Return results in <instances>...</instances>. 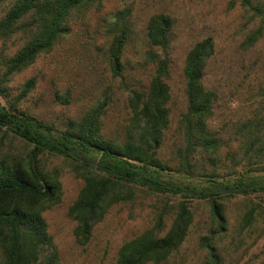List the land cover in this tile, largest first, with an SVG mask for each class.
<instances>
[{
  "label": "trees",
  "instance_id": "obj_1",
  "mask_svg": "<svg viewBox=\"0 0 264 264\" xmlns=\"http://www.w3.org/2000/svg\"><path fill=\"white\" fill-rule=\"evenodd\" d=\"M104 2L0 0V5L5 6L0 20V43L4 47L0 50L1 79L7 80L32 67L71 33L74 17L99 11ZM242 6L264 20V10L253 6L251 0H242ZM174 27V18L165 13H156L147 22L146 40L150 49L146 52V62L153 71L147 90H133L128 97L129 118L123 139H110L104 133L106 102L90 108L81 119L70 121L63 131L10 110L0 102V130L6 128L22 144L18 152L0 147V264H59V252L44 214L61 202L63 186L61 171L49 168L46 157L70 159L74 175L84 182L68 211L76 224L74 237L80 247L91 242L95 227L113 206L134 200L136 191L143 188L161 195L209 201L217 230L201 240L202 248L207 251L204 264H226L214 241L216 234L227 230L224 210L216 201L225 194L219 191L244 196L264 193V176L242 174L230 184H221L209 175L205 188L186 187L192 195L184 193L179 184L165 180L169 166L159 153L171 125L169 81ZM106 31L108 64L113 76L119 78L125 70V50L134 35L129 13L118 14ZM263 36L262 23L246 37L244 48H254ZM13 39L21 45L8 53L7 45ZM215 54L214 38L205 37L190 48L185 59L187 107L179 121L183 143L176 149V157L181 171L190 175H193V161L200 157L213 162L222 149L221 139L209 129L218 95L205 84L206 71ZM31 87L32 82L26 86V93ZM261 126L264 120L251 121L244 127L247 140L243 154L258 164L264 160V134L258 129ZM71 151L86 162L74 158ZM92 162L98 165L89 164ZM258 210L246 214L244 228L253 224ZM171 212L172 222L167 231L165 215H161L154 227L121 246L115 264H164L177 254L195 218L185 201Z\"/></svg>",
  "mask_w": 264,
  "mask_h": 264
},
{
  "label": "rangeland",
  "instance_id": "obj_2",
  "mask_svg": "<svg viewBox=\"0 0 264 264\" xmlns=\"http://www.w3.org/2000/svg\"><path fill=\"white\" fill-rule=\"evenodd\" d=\"M251 2L264 10V0ZM124 12L130 15L134 35L125 50L123 75L115 78L108 64L106 29ZM4 13L5 6L0 5V20ZM156 13L169 14L175 20L169 81L171 125L159 153L169 166L165 180L179 184L187 192L188 186L205 188L209 175L221 184H230L242 174L264 176V160L258 164L243 154L245 125L264 120V36L249 50L244 48V41L264 20L247 11L242 0H105L99 11L74 17L71 33L32 67L7 80L1 79L0 74V102L58 131L65 130L70 121L81 119L90 108L106 102L104 133L110 139H123L129 118L128 97L133 90H147L153 71L146 62L150 49L146 26ZM205 37H213L216 44V54L205 75L207 88L218 95L209 129L221 139L222 149L213 162L200 157L193 161L190 175L181 171L176 157V149L183 143L179 121L187 107L183 69L190 48ZM20 45L18 40H11L7 52H14ZM3 48L0 43V50ZM30 82L32 87L26 93ZM258 129L264 134V126ZM1 146L5 151L18 152L22 144L4 128L0 130ZM46 165L61 171L63 186L61 202L44 214L59 252V264H115L121 246L154 227L161 215H165L167 231L172 222L171 211L182 201L192 208L194 223L186 242L164 264L205 263L207 251L201 240L217 230L209 201L140 188L134 200L113 206L95 227L91 242L80 247L74 237L76 224L68 211L84 182L74 175L68 158L46 157ZM216 201L227 220L226 232L216 234L214 240L225 263L264 264V193H228ZM253 209H259L255 221L244 228V217Z\"/></svg>",
  "mask_w": 264,
  "mask_h": 264
},
{
  "label": "water",
  "instance_id": "obj_3",
  "mask_svg": "<svg viewBox=\"0 0 264 264\" xmlns=\"http://www.w3.org/2000/svg\"><path fill=\"white\" fill-rule=\"evenodd\" d=\"M71 154H72V156L74 157V158H78L80 161H82V162H86L84 159H82V158H80V157H78L73 151H71ZM89 164H91L92 166H97L98 164H97V162H92V163H89ZM223 193V194H228L229 193V191L228 190H222V191H219V193ZM184 193H186V194H188V195H192L193 193L192 192H184Z\"/></svg>",
  "mask_w": 264,
  "mask_h": 264
}]
</instances>
